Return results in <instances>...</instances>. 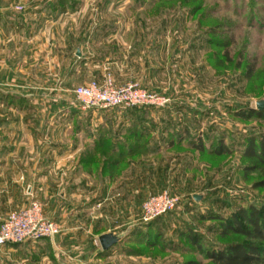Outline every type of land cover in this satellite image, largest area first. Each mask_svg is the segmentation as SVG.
I'll return each instance as SVG.
<instances>
[{
	"label": "rangeland",
	"instance_id": "1",
	"mask_svg": "<svg viewBox=\"0 0 264 264\" xmlns=\"http://www.w3.org/2000/svg\"><path fill=\"white\" fill-rule=\"evenodd\" d=\"M2 4L19 13L21 62L33 56L36 69L27 80L28 91H35L29 96H35L44 109L61 101L74 107L77 86L91 80L103 83L107 77L118 86L136 83L168 99L163 107L137 114L128 115L125 107L114 109L115 116L148 122L139 127L143 139L124 138L137 143V148L131 146L116 168L108 169L110 173L101 167L106 151L83 168L81 156L68 157L66 169L59 167L60 158L53 157L52 195L48 198L42 191L34 197L43 211L52 206L51 213L59 212L64 201L57 193L66 178L89 184L78 197L74 187L67 189L74 195L68 207L73 211L79 205L90 206L93 184L103 188L104 183L118 182L146 188L148 194L142 198L134 192L124 207L118 187L119 192L114 191L100 208L109 217L92 222L91 215L83 212L73 226L92 230V248L99 247L96 236L101 232L124 230L149 261L181 264L188 258L200 259L170 252L176 246L189 247L181 237L189 227L202 235L205 245L235 240H220L209 217H226L241 206L264 205V187H254L263 178L258 171L245 173L247 162L242 158L244 139L263 133L264 120L234 117L264 101V0H66L64 7L59 0H0ZM44 70L51 75L43 77ZM42 109L40 105L43 114ZM51 112L52 130L59 133L64 112ZM199 140L205 152L193 149ZM219 140L230 154L211 152ZM165 191L178 199L177 206L143 223L142 203ZM195 194L201 196L199 202L193 199ZM59 226L65 230L60 222ZM141 234L147 235L149 246Z\"/></svg>",
	"mask_w": 264,
	"mask_h": 264
},
{
	"label": "crops",
	"instance_id": "2",
	"mask_svg": "<svg viewBox=\"0 0 264 264\" xmlns=\"http://www.w3.org/2000/svg\"><path fill=\"white\" fill-rule=\"evenodd\" d=\"M15 10L12 5H0V221L9 213L25 208L34 197L42 195V191L43 195L51 197L54 187L51 178L53 157L60 158L59 167L64 166L66 169L68 157L79 158L85 152L93 150L94 143L101 134H105L115 144L127 137L129 127L134 122L139 127L148 122L147 119L135 121L115 116L118 111L114 109H91L84 113L76 104L72 107V104L62 101L52 103L44 109V104L38 103L35 96H29L33 91H28L30 87L27 80L36 69L31 60L33 56L21 62L18 43L20 18ZM29 25L28 23L27 27ZM50 75V70H44L43 77ZM21 96L27 102L21 103ZM40 105L43 114L39 113ZM57 109L63 110L65 115L64 122L60 121L58 124L63 127L59 133L56 130L53 132L50 122L51 111ZM73 142L76 143L74 150L71 149ZM106 152L113 154L112 149ZM151 154L155 155L156 152L152 151ZM61 184L63 187L58 190L57 196L64 202L58 206L59 212L51 213L54 211L51 206L47 212L44 208L43 214L45 218L63 224L65 230L53 240L42 239L1 246L0 264H157L149 261L142 253L127 252L130 248H135L136 243L129 239L124 230H106L96 236L98 241L99 236L111 233L118 239L116 244L104 251L99 242V247H91L89 239L93 236L92 230L73 226L74 222L78 225L83 212L91 215L92 222L109 217L111 214L107 215L100 208L109 202L108 198L113 197L111 195L114 191L119 192L118 187L123 192L118 194L124 207L129 206L128 198L134 192V195L146 197V188L134 189L118 182L104 183L103 188L99 183L93 184L90 206L83 208L84 206L79 205V210L73 211L68 209L71 199L74 195L81 196V190L89 184L84 181L70 183L67 178ZM70 186L76 191L74 195L67 190Z\"/></svg>",
	"mask_w": 264,
	"mask_h": 264
},
{
	"label": "trees",
	"instance_id": "3",
	"mask_svg": "<svg viewBox=\"0 0 264 264\" xmlns=\"http://www.w3.org/2000/svg\"><path fill=\"white\" fill-rule=\"evenodd\" d=\"M63 2L65 3L66 0H59L60 4L58 5L62 7ZM209 40L212 41L214 39L210 37ZM20 102H27V99L21 96ZM147 108L154 107L128 108L127 113L131 115L133 113L132 111H134L137 114L138 112H143L145 109L147 110ZM234 117L240 120H247L250 118L264 120V108L262 110H241L236 112ZM132 138L139 141L144 138V133L139 131L138 124H132L129 127L126 139ZM126 139L117 141L113 144L111 140L105 137V134H101L94 143L93 151H88L81 155L79 159L80 166L82 168L88 166L86 161L95 158L97 153L112 149L113 154L106 153L103 157L101 167L103 172H107L110 168H116L125 152L129 153L131 146L137 148V143L129 142ZM193 149L198 152H205V147L201 140L193 145ZM211 152L216 156H222L230 154L231 151L224 145L223 140H219L216 144V148L211 150ZM242 158L247 162V164L244 165L245 173L258 171L263 178L256 181L254 187H264V132L257 136L251 135L244 139ZM210 216L209 220L214 221L213 225L216 228V234L220 240H226L229 237H233L235 240L225 241L218 245H205L202 235L197 230L189 227V231L181 235V237L188 242L189 247L184 245L180 247L176 246L174 249L172 248L170 252H178L181 255H196L199 256L200 259L208 261L209 264H264V205L259 207L256 205H248L247 207L241 206L226 217L217 214ZM141 235L143 237L145 236V245L149 246L150 242L147 240V235ZM134 242L137 243L136 241ZM152 245L155 247L158 246V243H152ZM127 252L139 253L140 251L135 248H130ZM200 259L188 258L183 260L181 264H203Z\"/></svg>",
	"mask_w": 264,
	"mask_h": 264
},
{
	"label": "built area",
	"instance_id": "4",
	"mask_svg": "<svg viewBox=\"0 0 264 264\" xmlns=\"http://www.w3.org/2000/svg\"><path fill=\"white\" fill-rule=\"evenodd\" d=\"M73 97L76 106L82 112L120 107H163L168 102V99L136 83L118 86L110 77H107L103 83L91 80L77 86L73 90ZM177 204L178 199L166 191L147 197L142 203V222L149 223L166 215ZM60 232L59 224L45 218L42 204L33 199L25 208L13 211L1 219L0 247L52 239Z\"/></svg>",
	"mask_w": 264,
	"mask_h": 264
},
{
	"label": "water",
	"instance_id": "5",
	"mask_svg": "<svg viewBox=\"0 0 264 264\" xmlns=\"http://www.w3.org/2000/svg\"><path fill=\"white\" fill-rule=\"evenodd\" d=\"M263 108H264V101L263 100L258 101L256 103V109L262 110ZM193 199L196 202H199L201 199V196L195 194V195H193ZM117 241H118V239L111 233H106V234H103V235L98 237V242L100 244V247L104 251L108 250L111 246L116 244Z\"/></svg>",
	"mask_w": 264,
	"mask_h": 264
}]
</instances>
